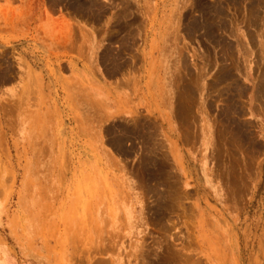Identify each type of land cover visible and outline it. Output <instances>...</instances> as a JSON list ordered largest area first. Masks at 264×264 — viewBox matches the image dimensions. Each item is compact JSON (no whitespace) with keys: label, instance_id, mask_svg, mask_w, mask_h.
<instances>
[{"label":"rangeland","instance_id":"obj_1","mask_svg":"<svg viewBox=\"0 0 264 264\" xmlns=\"http://www.w3.org/2000/svg\"><path fill=\"white\" fill-rule=\"evenodd\" d=\"M0 264H264V0H0Z\"/></svg>","mask_w":264,"mask_h":264}]
</instances>
